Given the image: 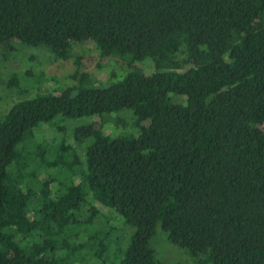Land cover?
Returning a JSON list of instances; mask_svg holds the SVG:
<instances>
[{"label":"trees","instance_id":"1","mask_svg":"<svg viewBox=\"0 0 264 264\" xmlns=\"http://www.w3.org/2000/svg\"><path fill=\"white\" fill-rule=\"evenodd\" d=\"M14 45L124 73L0 114V264H161L158 229L193 264H264V0H0ZM125 111L140 135L105 134ZM58 117L93 121L38 142Z\"/></svg>","mask_w":264,"mask_h":264},{"label":"rangeland","instance_id":"2","mask_svg":"<svg viewBox=\"0 0 264 264\" xmlns=\"http://www.w3.org/2000/svg\"><path fill=\"white\" fill-rule=\"evenodd\" d=\"M12 51L0 48V114L12 107L20 100L30 98L38 91H48L56 95L68 86L77 84L72 76L74 73L88 75L94 78V84L105 83L109 80L111 72L118 76L124 73V66L118 60L101 58L94 47L88 45L76 46L71 50V57L68 60H56L48 47H23L12 46ZM79 59V65L75 62ZM138 67L146 72H152V63L145 61L138 64ZM121 112L119 116H126ZM130 121H121L119 127H115L111 119L118 115L108 116L109 123L105 124V134L110 136H132L138 137L140 129L134 127V118L130 113ZM92 118L63 119L58 117L55 123L57 126H65L67 134H63L55 127L44 125L34 132L38 142L60 141L64 139L72 144V139L68 136L73 131L82 126L91 125ZM89 142H87L88 144ZM79 156L82 155V148L76 147ZM45 174L40 175V180L44 179ZM118 224V217L112 220ZM127 229L128 236L125 244H128L132 230ZM124 246V244H122ZM150 248L153 250L156 260L161 264H193L194 259L184 249L172 245L167 236L158 229L155 237L150 240Z\"/></svg>","mask_w":264,"mask_h":264}]
</instances>
